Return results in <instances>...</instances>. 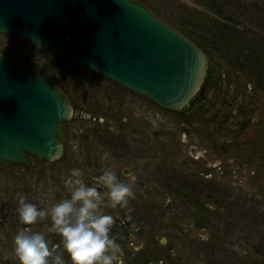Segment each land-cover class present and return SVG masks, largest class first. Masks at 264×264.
<instances>
[{"label":"rangeland","instance_id":"rangeland-1","mask_svg":"<svg viewBox=\"0 0 264 264\" xmlns=\"http://www.w3.org/2000/svg\"><path fill=\"white\" fill-rule=\"evenodd\" d=\"M147 1L173 19V10L180 8L179 5L182 9L202 11L190 0ZM245 5L259 9L263 6L261 2L251 4L249 0ZM249 7L235 10L233 15L246 31L260 33L262 28L255 27V17L259 16L254 8L250 10ZM0 43L28 49V42H14L5 36H0ZM40 49H34L40 67L52 66L48 56ZM213 60L214 74L222 81L218 92L212 93L211 88H207L205 94L211 96V102L213 95L226 96L228 100L233 95L239 105L245 102L238 99L249 102L245 106H250L252 115L259 110L264 112V94L255 91L244 79L240 84H234L233 92L228 93L226 84L227 81L234 82L233 76L230 75L227 80L224 62L215 55ZM64 69L60 67L58 72L72 89L81 84L84 87L96 85L101 89V93L95 91L99 95L94 98L103 116L96 120L94 115L85 113V106L80 107L81 110H73L70 124L64 131V155L61 159L50 162L32 157L27 166L0 165V264H19L13 240L17 232L25 227L43 232L50 241V248L59 245L57 251L63 250L60 236L50 231V218L38 220L33 225L20 223L18 197L23 195L26 201L38 208L50 207L69 197L64 180L74 168L81 170L82 179L90 186L96 185V178L91 174L111 169L132 187L134 198L129 199L126 207L113 208L107 201L104 206L105 213L114 218L110 236L119 244L124 264H148V260H153L150 264H264V158L252 152L261 148L249 142L255 136L250 129L262 122L264 114L260 115L259 121L250 122V131L239 137L241 144L225 142L226 145H223L212 139L226 138L227 134L232 135L236 131L226 116L220 118L218 110L216 115V110H212L207 117L209 120L205 119L199 125L194 121L192 126L184 125L172 111L151 102L153 105L138 94L122 91L110 83L87 76L81 77L78 84L75 82L78 78L71 80ZM239 89L242 93L237 91ZM76 99L78 103H83L82 98ZM93 129L110 135L118 152L94 153L93 149L97 146L91 147L89 140L83 141L87 133L94 132ZM120 147L124 148L121 150ZM203 147L212 150L207 151ZM252 154L259 157L257 161L249 159ZM89 158L91 163H86ZM92 163L98 166V171L85 168L86 164ZM123 170H128L129 176ZM183 172L192 173L184 175ZM177 175L185 177L180 178V182L191 178L196 186L193 188L192 182L183 196L173 197ZM96 186L101 192L106 191ZM187 198L199 200L194 212L191 210L193 204L185 201ZM215 200L219 202L217 206L210 203ZM122 214L127 219H142L145 223L146 218H152L155 224L133 223L125 234L117 224V220L124 219ZM145 235L147 240L144 242ZM162 237L167 238L164 245L159 243ZM142 241L146 249L154 252L148 260L138 255ZM64 259L71 264L67 253H64Z\"/></svg>","mask_w":264,"mask_h":264},{"label":"water","instance_id":"water-1","mask_svg":"<svg viewBox=\"0 0 264 264\" xmlns=\"http://www.w3.org/2000/svg\"><path fill=\"white\" fill-rule=\"evenodd\" d=\"M0 33L169 111L181 112L217 81L202 49L134 0H0ZM72 115L71 102L54 82L0 54V165L61 159Z\"/></svg>","mask_w":264,"mask_h":264},{"label":"trees","instance_id":"trees-1","mask_svg":"<svg viewBox=\"0 0 264 264\" xmlns=\"http://www.w3.org/2000/svg\"><path fill=\"white\" fill-rule=\"evenodd\" d=\"M134 1H137L146 6L154 15L161 18L166 24L173 26L185 37L191 40L197 47L205 52V54L209 57L211 63H214V55L221 59V61L224 62L225 67L227 68V80H229L230 75L233 76L234 80V82L227 81V91H230H228V93L233 92L232 89H234V84L238 85L241 83V81L243 82L244 79L245 83L247 82V84L251 85L255 91L264 94V0H249L251 4L261 2L263 4L262 9L256 8L255 6L249 7L245 5L246 0H190L198 8H201L202 11H198L196 8L189 9L183 7L184 9H182V6L179 5L180 8L173 10L172 14V16L177 20L168 17L166 14H163L160 8H158L154 4L151 5L147 0ZM245 7H249L250 10L251 8H254L255 14L259 16L255 17V19H257L255 27L262 28L260 33H249L244 29L242 25L236 22V18L233 15L234 11L245 10ZM175 11L179 12L175 13ZM0 36L10 38L14 42L27 43L12 36L3 34H0ZM3 44L0 43V54L9 57L19 64L27 67H32L37 72L46 76L57 85V87L63 94L67 96L73 106V110H81L80 107L85 106V113L94 115V117H96V120L103 116L101 113H99L101 108L98 106L95 100V98L97 99V96L99 95L95 91L99 90L100 92L101 89L97 88L96 85L90 84L86 85L85 87L83 86V84H81L83 90H81L80 85L72 89V87H70L69 84L62 79L61 74L58 72L60 67H64V71H66L68 75L74 76H69L71 80H75V77H77L78 79H76L75 82L78 84L80 83L81 77L87 76L91 79L95 78L102 80L107 84L110 83L113 86L122 89V91L131 93L116 82L105 78L91 70H88L74 62H71L61 56L40 49L31 43H27V50H24L23 47L20 48L21 46H15L14 44L11 45L10 43L9 45L7 43ZM34 49H40L42 52H44L48 56V62H51L52 66L40 67L41 63L39 64V57H37L36 51H34ZM74 74L77 76H75ZM237 79H240V81L238 82ZM221 81V78L218 77V82L215 85L210 86V90L212 91V93L218 92L220 90L221 87L219 86L221 85ZM237 91H240L239 93H242L241 89ZM241 96L244 97L243 95ZM76 97L82 98L83 103H78L79 100L76 99ZM210 97V95H205L202 99H199L200 96L198 95L195 99H193V104L187 106V108L184 109L183 112L173 113L179 116V119L181 122H183V124L189 125V117L198 118V115L204 116V111L199 110L195 114L190 115V109L193 107L229 108L231 110L234 107H238L239 109L242 106L246 107L245 105L249 103L246 101V99H241L242 102H245V104L239 105L237 104V97L233 95H231L230 100H228L226 96L213 95L212 102ZM149 102L151 103V101ZM230 114L233 115V111H230ZM69 124L70 121L65 124V128H67ZM88 130L91 131L92 129ZM93 131L94 132L87 133L83 141L89 140L91 147H94L95 145L97 146H95L96 148L94 147L95 149H93L94 153L100 152V154L103 155L104 153L112 154L118 152L115 151V148H117V146H115V143L112 142V137L110 135H107L105 130H103L105 132L104 135L101 130L95 132V130L93 129ZM85 143L89 145L88 142ZM121 148L124 147H120V149ZM97 149L99 151H97ZM89 162L90 158L89 160L87 159L86 163ZM85 168L91 171H98V166L96 167L93 163L92 165L86 164ZM102 173L103 172H96L95 174L91 175H93V178H97ZM122 218L126 220L127 216H125V214H122ZM118 222L120 223V221ZM126 227H124V225L120 227L125 234H127Z\"/></svg>","mask_w":264,"mask_h":264},{"label":"clouds","instance_id":"clouds-1","mask_svg":"<svg viewBox=\"0 0 264 264\" xmlns=\"http://www.w3.org/2000/svg\"><path fill=\"white\" fill-rule=\"evenodd\" d=\"M70 195L48 208H38L18 197L17 213L20 223L33 225L38 220L50 218V231L60 236L59 245L49 247L50 241L40 231L25 227L14 236L13 250L19 264H124L119 244L110 236L114 218L104 211L105 201L111 207H126L134 198L132 187L123 182L111 169H105L96 178V185L106 189L101 192L96 185H88L82 179L80 169L71 170L64 180ZM159 243L164 245L167 238Z\"/></svg>","mask_w":264,"mask_h":264},{"label":"flooded vegetation","instance_id":"flooded-vegetation-1","mask_svg":"<svg viewBox=\"0 0 264 264\" xmlns=\"http://www.w3.org/2000/svg\"><path fill=\"white\" fill-rule=\"evenodd\" d=\"M217 81H218V78H217ZM217 81L216 82L209 81L208 84H207V87L205 88V91H204L203 95L202 96L199 95L200 96L199 99H202L206 95L205 92H206L207 88H209L211 85H215L217 83ZM196 100H198V99H196ZM192 101L189 103V105L190 104L191 105L193 104ZM238 101L242 102V100H238ZM186 108H187V106L184 109H186ZM183 110L181 112H183ZM198 110L199 111H204V116L198 115V118H196V117H189V122H190L189 126H192L193 121H194V123L196 122V124L199 125L205 119L206 120H209V118H207V117L211 115V111L212 110H214V111L216 110V112L214 113L216 115L217 110H218V111L221 112L220 118L226 116L227 117V120L230 121V125L235 128L234 131H236V133H234L232 135H230L231 133L230 134H227L225 136L226 138H219V139H215V140L212 139V140L213 141H217L218 140L217 142H219V143H221L223 145H226L225 142L228 143V144L234 145V144L240 143L239 137H242V136L244 137L245 134H247L248 131L253 130L255 136H254V139L249 140V142H252L254 145H256L257 147H259L261 149H255L252 152H254L257 155H259L260 157L264 158V119L262 120V122H260L259 124H257L253 129H250L249 130L250 122L252 121V122L255 123V122L259 121L260 115L261 114L262 115L264 114L263 110L262 111L259 110V111L256 112L255 115H252L253 114V111L250 109V107H247V106L246 107H243L242 106L240 109L238 107H234L231 110L229 108H211V107H206V108L199 107V108H196V107H193V108L190 109V115L195 114ZM230 111H233V115H230L229 114ZM206 141L209 142V143H211V145L213 146V143L211 141H209L208 139H206ZM221 141H224V142H221ZM249 148H251V147H249ZM203 149H205L207 151H211L212 150V148H210V147H203ZM249 156H250V158H249L250 160L255 159L257 161L258 158H259L258 156L254 155V154L249 155ZM188 173L191 174L192 172H183L184 175H188ZM126 176H129V171H128V174ZM175 178H176V181H175V184H176L175 187L176 188H174L172 190L173 191V193H172V196L173 197L183 196L184 195V190H186L188 188V186L190 188L191 187L190 184L192 182H193L192 183V185H193L192 187L195 188V186H196V185H194V181L191 178L189 180H182L181 182H180V178H185L184 176L180 177V175H177V177H175ZM202 193H203V191H202ZM189 195H190V193H189ZM185 201L190 202V203L193 204V207H192L191 210L194 212L195 209L198 206L199 200L195 201L192 198H187V199H185ZM215 202H216V200L214 202L213 201H210V203L212 205L214 203V205L217 206L219 204V202L218 203L217 202L215 203ZM118 221H120V223ZM145 221H146V223H149V224H155V220L152 219V218H146ZM195 221H197V220H195ZM139 222H141L142 225H147L144 221H142V219H136V220H131V219L117 220V224L120 227L123 226V225H124V227L127 226L126 227V231H128L130 229V227L134 225L133 223H136L137 224ZM120 227H119V229L122 231V228H120ZM146 240H147V236L145 235L143 241L145 242ZM144 242L141 243L140 246H139L140 248H139V251H138V255L140 256V258H146V260H148L147 258H149L150 256H152V254L154 252H151L149 250V248L146 249V244ZM152 261L151 260H148V264H150Z\"/></svg>","mask_w":264,"mask_h":264}]
</instances>
